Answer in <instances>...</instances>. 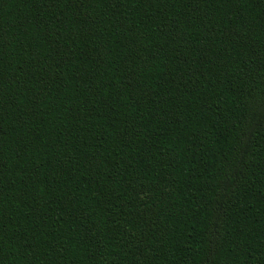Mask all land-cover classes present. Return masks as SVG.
Wrapping results in <instances>:
<instances>
[{"label": "trees", "instance_id": "trees-1", "mask_svg": "<svg viewBox=\"0 0 264 264\" xmlns=\"http://www.w3.org/2000/svg\"><path fill=\"white\" fill-rule=\"evenodd\" d=\"M0 264H264V0H0Z\"/></svg>", "mask_w": 264, "mask_h": 264}]
</instances>
